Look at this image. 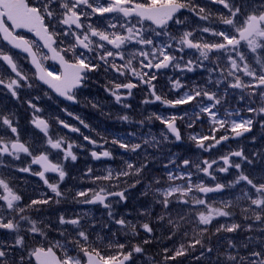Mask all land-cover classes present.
<instances>
[{
	"label": "flooded vegetation",
	"instance_id": "af4514ba",
	"mask_svg": "<svg viewBox=\"0 0 264 264\" xmlns=\"http://www.w3.org/2000/svg\"><path fill=\"white\" fill-rule=\"evenodd\" d=\"M165 4L183 10L161 29L123 11ZM188 7L192 18V0H0V30L27 44L46 74L59 78L61 71L36 35L50 36L64 61L83 71L80 88L68 94L75 103H66L0 35V247L20 244L21 236L32 247L28 264H36L37 250H51L61 264H84L87 212L92 230L114 248L109 253L121 247L117 257L130 256L127 264H163V256L150 253L166 221L174 220L164 209L177 208L179 199L165 198L166 180L188 184L180 203L192 214V134L228 136L242 129L225 127L222 118L205 127L202 112L192 122V87L200 74L192 69V34L179 31ZM258 123L245 122L248 138L220 148L200 145L211 160L210 154L223 156L212 165L203 158L207 186L219 183L212 171L217 165L228 172L224 179L261 181L259 159L248 156ZM39 159L53 169H43ZM115 194L121 196L106 199L104 208L84 207L93 197ZM26 217L33 222L28 236L18 228ZM253 217L244 216L255 225ZM255 222L263 223L264 213ZM19 260L0 251L2 264Z\"/></svg>",
	"mask_w": 264,
	"mask_h": 264
},
{
	"label": "rangeland",
	"instance_id": "374dc122",
	"mask_svg": "<svg viewBox=\"0 0 264 264\" xmlns=\"http://www.w3.org/2000/svg\"><path fill=\"white\" fill-rule=\"evenodd\" d=\"M233 1L243 7L236 10L232 4H228V0H192V18L187 14V11L191 10L188 7L186 14L183 15L179 31L184 35L192 34V69L206 73L209 80H212L213 76H217L212 87H209L211 89L206 93L213 95L214 106L216 105L229 116L225 127L232 126L233 129H239L246 128V124L242 125L239 121L242 118L241 114L235 113V110L228 107L224 108L221 106L220 100L236 99L239 102L240 99L247 100L249 96L252 101L260 103V108L264 112V88L252 89L254 83L264 81V16L262 18V12L254 10L255 0ZM258 18L263 20L253 37L241 41L240 33L245 29L246 24ZM209 57H214L212 59L218 70L213 69V62ZM251 77L254 79L252 80ZM234 83L249 87L245 97H241L239 93L232 94L225 89L227 85ZM197 103L198 112H202L200 123L205 127L211 125L214 119L211 114H208L209 105H203V98H200ZM229 112L234 113V116H231ZM193 117L199 118L200 115L197 113ZM200 138L207 140V147H209L212 141H209V138ZM249 141L251 142L249 145L252 144L255 147L254 139ZM220 154L221 152L210 154L214 158L213 160L208 155L207 165H212L217 159H222L223 156ZM195 155V157L192 155V189L207 185V180L203 176L205 167L201 165L203 155L200 153ZM199 167L201 170H198ZM257 170L264 175V159ZM212 171H218L219 184L227 186L226 193L221 197L202 198L196 192H192L191 221L188 210L187 215L181 218L185 223L182 224L180 221L179 226H175L171 231L170 227L162 230L164 243L159 256H163V261L167 254H171L176 259L168 257V262L165 264H261V261L263 263L264 222L260 224L255 220L258 219L260 213H264V178L256 184L243 183L238 186L237 179H224L228 172L222 165L215 166ZM179 176L182 177L180 173ZM172 183L170 180H166L164 185H172ZM187 187L188 184L185 182L176 186V190L180 188L182 191L180 197H183ZM175 191L168 188L163 193L165 197H168ZM257 203H259L258 209L256 208ZM179 210L182 212L183 209ZM245 213L254 216L252 223L256 226L251 224L248 219L238 216ZM89 215L86 212L82 216L84 219H88L91 216ZM32 224L30 218H22L18 223V228L22 234L28 236ZM221 232L226 233L222 238L219 237ZM246 232L249 233L248 236L243 235ZM69 233L75 235L76 228L69 229ZM211 233L212 238L216 241L212 242L211 246L205 245V239L208 240ZM80 239L82 238L80 237ZM107 239L108 237L102 233L84 231L85 246L91 240L94 247L101 249L99 255L102 258H110L108 251L109 249L114 250L109 244H103V240ZM220 239H224L226 245L223 253H219ZM20 240V244L16 241V246L0 247V251L7 249V258L11 254H15L16 257H20L19 264H28L32 247L21 236ZM159 256L158 258H160ZM259 257L262 259L258 260ZM145 264L154 263L149 261Z\"/></svg>",
	"mask_w": 264,
	"mask_h": 264
},
{
	"label": "water",
	"instance_id": "95a60500",
	"mask_svg": "<svg viewBox=\"0 0 264 264\" xmlns=\"http://www.w3.org/2000/svg\"><path fill=\"white\" fill-rule=\"evenodd\" d=\"M163 11H158L160 18H165V20L167 21H163L159 24H155L157 27H161L164 24L168 23L171 19L172 16H174L179 9L176 6H165L164 8H162ZM138 16L143 17L144 15L141 12L137 13ZM253 33V23L249 24L247 27V30L242 34L243 38H248L251 34ZM2 39L4 40V42H6L11 48L13 49H18L16 47V44L14 42H12L8 36L6 34H2ZM42 43H45L44 39L38 38ZM50 55L52 58V62L55 64H59L57 62V60L54 59V55L55 54H51L50 51ZM33 66L35 67V64H33ZM37 68V67H36ZM38 76H37V80L38 82H40L41 84H43L44 86L48 87L50 90H52V92L57 95L60 98H63L65 95L66 90H68V88L70 87H74L72 84L66 82L65 79H60L58 81L52 80L51 78L46 77L45 73L41 70V69H36ZM247 134L246 131L244 132H240L238 134H235L232 139H239L240 137H242L243 135ZM227 139L224 140H220L218 141V144H222L226 141ZM217 192H222V188L221 187H215L212 189L209 188H202L198 190V193L202 196H207L210 195L212 193H217ZM102 199L100 197H96L93 198L89 203H86L85 206H89V205H96L98 203H101ZM86 258V264H103L100 263L95 256L91 255V254H86L85 255ZM110 264H124V259L118 261V262H114V263H110Z\"/></svg>",
	"mask_w": 264,
	"mask_h": 264
},
{
	"label": "bare ground",
	"instance_id": "6f19581e",
	"mask_svg": "<svg viewBox=\"0 0 264 264\" xmlns=\"http://www.w3.org/2000/svg\"><path fill=\"white\" fill-rule=\"evenodd\" d=\"M202 81H203V82H208L209 79H203ZM197 102H198V99H196V100L194 101V103L192 104V117H193L195 114L198 113V110H197V104H198V103H197ZM195 105H196V107H195ZM192 121H193V119H192ZM261 174H262V173H261ZM261 174H260V175H261ZM262 175H263V174H262ZM262 175H261V176H262ZM263 178H264V176H262V178H261L260 180H262ZM246 214H247V215H250L249 213H245V214H243V215H238V214H237V215H238L239 217H244ZM250 216H251V215H250ZM166 228H169V226H166ZM243 235H244V236H248L249 233L246 232V233H243ZM224 237H225V236H224ZM157 240H158V239H157ZM163 240H164L163 238H160V239L158 240V241H159L158 244H157V242H156V248H157V249H161V248H163V247H162V245H163V243H164ZM223 246H224V247H223ZM225 246H226V245H225V243H224L222 246L219 247V253H223V252H224V249L226 248Z\"/></svg>",
	"mask_w": 264,
	"mask_h": 264
},
{
	"label": "trees",
	"instance_id": "16d2710c",
	"mask_svg": "<svg viewBox=\"0 0 264 264\" xmlns=\"http://www.w3.org/2000/svg\"><path fill=\"white\" fill-rule=\"evenodd\" d=\"M262 12H263V8H262ZM198 90H199V88H198Z\"/></svg>",
	"mask_w": 264,
	"mask_h": 264
}]
</instances>
